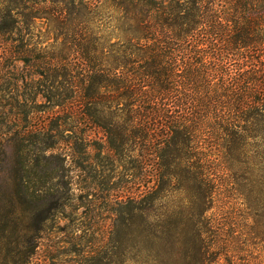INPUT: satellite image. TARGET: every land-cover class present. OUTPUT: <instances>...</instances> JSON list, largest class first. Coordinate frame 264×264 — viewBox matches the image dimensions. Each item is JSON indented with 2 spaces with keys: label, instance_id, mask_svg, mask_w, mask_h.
<instances>
[{
  "label": "trees",
  "instance_id": "obj_1",
  "mask_svg": "<svg viewBox=\"0 0 264 264\" xmlns=\"http://www.w3.org/2000/svg\"><path fill=\"white\" fill-rule=\"evenodd\" d=\"M112 1L128 25L127 52L118 56L113 78L104 70L94 77L80 98L83 102L71 93L68 117L102 129L106 147L115 157L127 148L131 153L141 148L146 190L137 198L130 196L128 202L145 205L140 210L146 212L148 229H162V236L153 240L167 245L182 241L191 248L190 255L176 264H218L223 256L237 264L235 232L227 238L199 227L204 213L222 195L229 173L241 169L251 181L252 149L259 196L264 195V0ZM105 89L113 97L103 95ZM107 113L126 116L131 126L113 129L102 123ZM44 127L34 131L32 150H25L21 137L22 145L15 152L7 149L0 156V210L6 233L24 217L44 223L64 205L50 188L36 186L37 181L66 171L65 159L54 153L61 140L52 133L60 129ZM76 145L77 141L68 147L81 153ZM82 147L85 150L83 143ZM54 160L58 165H53ZM171 192L191 196L188 203L180 202L188 208L180 224L185 226L182 232L171 219L162 225L152 220L156 205H162ZM262 207L253 236L264 243V199ZM205 235H210L208 240Z\"/></svg>",
  "mask_w": 264,
  "mask_h": 264
},
{
  "label": "rangeland",
  "instance_id": "obj_2",
  "mask_svg": "<svg viewBox=\"0 0 264 264\" xmlns=\"http://www.w3.org/2000/svg\"><path fill=\"white\" fill-rule=\"evenodd\" d=\"M123 15L112 0H0V156L7 149L15 152L22 145L21 137L25 150H32L34 131L49 126L60 129L52 133L61 140L54 153L66 162L65 172L36 182L38 188L45 186L63 198V207L50 213L46 222L24 217L6 233L0 210V264H176L189 253L190 247L182 241L167 245L153 240L162 236V229H148L146 212L140 210L145 205L128 202L130 196L137 198L146 190L141 148H133L132 153L127 148L115 157L106 147L102 129L68 117L72 92L82 101L84 89L103 70L113 78L118 56L125 55L128 47ZM109 91L102 94L113 97ZM101 120L113 129L131 126L121 114L116 118L107 113ZM76 141L81 153L68 147ZM255 155L252 149L251 181L241 169L229 173L222 195L204 213L199 227L227 238L235 232L237 264H264V243L253 236L264 199L257 188ZM2 169L0 163V179ZM167 198L156 205L152 220L162 225L171 219L180 226L188 214L180 202L188 203L191 196L171 192ZM211 219H215L212 227L205 224ZM229 257H221L218 264H233Z\"/></svg>",
  "mask_w": 264,
  "mask_h": 264
}]
</instances>
